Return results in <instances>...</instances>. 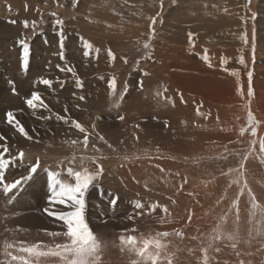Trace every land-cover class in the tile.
I'll list each match as a JSON object with an SVG mask.
<instances>
[{
  "label": "rangeland",
  "instance_id": "obj_1",
  "mask_svg": "<svg viewBox=\"0 0 264 264\" xmlns=\"http://www.w3.org/2000/svg\"><path fill=\"white\" fill-rule=\"evenodd\" d=\"M182 1L0 0V156L16 157L15 163L5 171L4 182L21 180L17 189L7 194L0 185V264H14L5 255V243L14 244L8 251L19 255L16 251L19 242L53 247L66 242L64 236L50 235L66 229L45 209L55 212L72 209L50 203L49 173L60 172L62 178L69 180L67 168L82 170V156L89 158L83 161V167L91 172L97 171L98 164L103 166L102 174L84 195V216L96 237L103 231H122L123 224L135 217L140 202L146 205L140 209L149 213L155 211L150 206L158 204L156 212L160 217L179 213V217H173V224L180 218L183 221V225H172L170 232L167 231L169 236L160 238L172 256V264H264V153L259 147V140L264 138V0ZM188 17L189 21L183 24ZM206 23L212 28L195 31ZM181 24L185 30L193 27L183 33ZM228 30L233 37L231 34L228 38ZM245 34L247 43L242 39ZM160 39L162 60L176 68H186L189 59L201 62L196 58L201 53L191 49L193 42H208L214 48L210 58L219 61L209 62L213 69L204 71L210 74L208 77L176 78L174 85L162 92L167 106L157 110L133 106L132 96L125 98L142 91L139 90L140 79L144 77L141 71L159 61L155 43ZM183 39L185 42L180 45ZM22 42L30 49L26 68ZM86 43L93 47L86 48ZM145 44L149 47L145 48ZM227 52L232 56L228 53L227 57ZM58 65L73 67L77 75L60 71ZM100 65L106 66L103 78L93 69ZM226 67L229 69L223 72ZM113 78L117 88H122L123 96L108 94L106 106L100 103L104 111L96 114L99 99L93 95L102 91L111 93L108 89ZM42 79L51 80V87L42 84ZM33 92L40 93L47 109L32 110L27 106L26 99ZM80 96L85 99L80 100ZM111 97L126 101L118 108L120 111H112L116 100ZM182 99L185 106L191 105L193 123L205 135L187 152L179 150L180 129L174 128L170 117L162 111L174 109ZM125 108L131 109L128 110L131 113L126 115ZM201 110L205 114L200 118ZM249 111L259 121L255 137L248 126ZM8 112L20 121L31 140L7 122ZM136 115L138 120L133 119ZM61 116L68 122L58 118ZM121 116L127 119L121 120ZM75 122L91 133L87 149L81 143L84 134L74 127ZM242 127L248 129L243 135ZM118 132L121 141L115 140ZM166 132L171 146L160 140L159 135L165 136ZM136 133L146 138L142 134L137 138ZM93 134L99 135V140ZM190 139L195 140L196 135L191 134ZM73 140L77 141L75 145L71 143ZM253 140L257 141L254 151ZM20 152L25 154L22 160ZM74 154L76 160L72 162ZM37 159L40 167L29 179L30 166ZM170 175L182 180L184 188L183 191L172 185V192L178 196L184 192L192 198L189 204L183 198L181 204H187L183 208L176 205L174 197H160L158 187L152 186L165 184L166 176ZM205 181H212L209 188ZM245 182L247 188L240 195ZM248 189L259 205L256 209L252 208ZM100 194L105 198L102 204ZM237 198L238 218L233 207ZM165 206L167 212L163 214ZM35 218L41 224L30 222ZM117 222L120 226L114 228ZM191 229L196 231L188 234ZM163 232L147 234L146 239ZM229 234L236 239L229 240ZM40 264H60V260L46 257L41 258Z\"/></svg>",
  "mask_w": 264,
  "mask_h": 264
},
{
  "label": "snow or ice",
  "instance_id": "obj_2",
  "mask_svg": "<svg viewBox=\"0 0 264 264\" xmlns=\"http://www.w3.org/2000/svg\"><path fill=\"white\" fill-rule=\"evenodd\" d=\"M11 23H15V21H9ZM58 24H62V21H57ZM156 23V18H152V24ZM25 27H28V22H25ZM154 32V29H153ZM192 35L191 33L189 34ZM245 43H247V35L245 34L243 37ZM23 43V63L24 67H27L30 49L29 46ZM86 48L91 49L93 45L91 43H86ZM145 48L149 47L148 44L144 45ZM115 59L114 55L112 56ZM241 64L244 63L243 58H241ZM60 71L69 72L74 77L77 75L74 68L70 66H66L64 68H60L57 66ZM236 74V73H233ZM249 77H251V73H248ZM41 83L51 87L52 81L49 79H42ZM82 86V82H81ZM109 88L112 89L113 94H115L116 89V80L113 78L111 83L109 84ZM15 91V89H13ZM80 100L85 99L84 96L79 97ZM27 106L32 110L37 109H47L48 105L44 102L41 98L39 92H33L31 97L26 99ZM116 107L119 106V103L116 102ZM67 111V108H65ZM199 112V109L197 110ZM62 120H65L67 123L68 120L65 117H58ZM121 120L124 119L123 116L119 117ZM7 122L9 124H14L15 127L18 129L20 133H22L26 138L29 140L32 137L28 134L25 128L21 125L20 121L15 119L14 114L12 112L7 113ZM259 125V121H256L254 115L249 111L248 113V126L251 128V134L253 137L257 134V127ZM74 127L79 130V132L83 133V140L82 144L85 149L89 144V136L91 133L79 122L74 123ZM94 127V126H93ZM247 128H241L240 134L243 135ZM2 139V137H0ZM103 139V137H100ZM73 145L77 143V141L73 140L71 142ZM253 148L252 151L255 150V144L257 143L256 140L252 142ZM259 147L260 152L264 153V138L259 140ZM248 154H251L250 152ZM244 155L243 159H247V155ZM24 152L19 153V159L24 158ZM82 162V170H75L72 167L67 168V176L70 178L66 180L62 178V174L56 171H50L49 178L51 181V190L52 196L50 203L52 204H60L64 205L65 207L71 208V211H61L55 212L50 211L49 209H45V212L50 215L54 216L56 219L63 223L64 228L66 231L60 233H50L52 236H64L66 238V242L56 244L54 247L50 245H44L42 243L27 245L25 242H19V246L16 247V251L21 253L19 255L13 254L9 252L8 249L15 247L14 244L5 243L4 251L5 255L10 257L11 261L14 264H40L41 258L46 257H58L60 260V264H99L100 262V251H101V243L97 239L96 235L93 233L91 228L89 227L88 223L86 222L84 216L85 210V200L84 194L89 189L90 186L93 185V182L100 176L103 172V166L97 165V171L91 172L87 167H83V161L85 159H89L88 157H80ZM93 162H96L95 157L90 158ZM16 157H12L9 159L0 156V185H2L3 191L5 194L12 192L14 189L21 184V180H16L13 183H6L4 182V174L7 170V167L10 164L15 163ZM76 160L75 154L72 157V162ZM264 162V160H262ZM39 159H37L36 163L30 166V176L31 174H35L39 169ZM244 165L241 162L240 168L243 169ZM231 171V169L229 170ZM234 183L238 181H233ZM247 188V183L245 182L243 187L240 190V195L244 194V189ZM248 194L251 196L252 208L256 209L259 207L255 200V196L252 195L251 189H248ZM238 198L233 202V207L237 209V218H238ZM158 204H154L150 206V210H155L158 207ZM138 207L143 208L144 205L138 204ZM162 211L165 213L167 212L166 206L163 207ZM191 216H189V220ZM222 219H226L222 218ZM177 235H183L182 233L177 232ZM170 233L163 232L158 233L155 238L151 239H142L140 241L137 240L136 236H121V244L127 245V250L137 256L139 259H135L131 261V264H164L166 261L167 264H172V256L167 252V247L165 244L161 242V237H167ZM217 237H214V239ZM229 240H235L236 237L229 234L227 237ZM232 247L235 248L236 244L233 243ZM219 251V249H217ZM163 257V259H162ZM205 258H207V249H205ZM243 264V262H241Z\"/></svg>",
  "mask_w": 264,
  "mask_h": 264
},
{
  "label": "bare ground",
  "instance_id": "obj_3",
  "mask_svg": "<svg viewBox=\"0 0 264 264\" xmlns=\"http://www.w3.org/2000/svg\"><path fill=\"white\" fill-rule=\"evenodd\" d=\"M178 16H180V15H178ZM188 21H189V17L187 19L183 20L182 23L185 24ZM190 21H191V23L193 22V20L191 18H190ZM183 24H181L182 27L180 28V31L183 32V33L184 32H188L193 27V25H191V26H189L188 29L185 30V27L183 26ZM166 25H167V23L165 24V26ZM165 26L163 28H161V33L160 34H161L162 38L165 37V33H164ZM171 26L172 25H170V27ZM211 28H212V26H210L209 23H206L204 25L197 26L195 28V31L196 32H200V31L205 32V29H211ZM227 32H228L227 33L228 38H229V35L231 37V34H232L231 31L228 30ZM232 37H233V34H232ZM171 40H170V43H171ZM174 40L177 41L178 38L176 37V38H174ZM184 42L185 41L183 39L181 41L180 45L182 43H184ZM190 43H192V42H190ZM155 48H156L155 53L157 52L156 60H159V61L156 62L157 64L147 65L141 71V76L143 74L144 77H142L140 79L141 87H140L139 90H142V91H139V94L137 93L135 95H128L125 98V99H127V98H129V97L132 96L131 103L133 104V106H136V107H139V108H143V109H147V110L148 109L157 110L160 107H163V106H167L168 105V102L164 101V98L162 96V92L164 90H167L168 86L174 85V83H175L174 80L176 78L182 77V78H187V79H193L195 76L208 77L210 74L207 73V72L209 70H212L213 69L209 65V62H211V61H213V62L219 61V59L217 60L216 58H213V57L210 58V56L214 53V50H213L214 48H211V46H210V44L208 42H204V43H200V42L196 43V42H193V45L191 46V49L194 50L197 54L198 53H201L200 56H196V58L200 59L201 62H196L193 59H189L188 61L191 64L189 66V62H188L186 68H176L175 66H173L171 64V62H169L167 60H162V54H161V51L163 50V41H162V39L158 40L155 43ZM219 49H221V48H219ZM228 53L229 52L226 53V56L227 57H228ZM229 55L232 56L231 52L229 53ZM214 57H216V56H214ZM105 68H106V66L105 67L104 66L101 67V65H100L98 69H96V68H93V69H95L98 77L103 78L102 75L105 72ZM227 69H229V68H227V67L226 68H223L222 71L223 72H227ZM204 71H207V72H204ZM99 72H102V73L100 74ZM230 72H231V70H229V73ZM229 73H228V75H229ZM109 74H112V73H109ZM231 76H232V74H231ZM125 85H129V84H125ZM120 89H122V88H120L119 86L117 88V86H116V89H115L116 97H117V94H118V97H119V94H121V96H123L122 95L123 92ZM108 90H110V92L112 93V89H108ZM111 93L102 91V93L101 92L100 93L98 92L95 95H93L97 100L99 99V101H98L99 103L97 104V107H96L98 109L97 112H96V114H99L101 111H104V109L102 110L101 108H102V104L104 103V105H105L106 102L108 101V99H109V98H107L108 97V94H109V96L115 95V94H113V93L111 94ZM170 93H171V90L169 89L168 90V94H170ZM99 95H101V97H98ZM111 98H114V97H111ZM114 100H116V102L119 103V106L116 107V106H114L115 104L113 103V105H112L113 107L112 108L114 110H112V111H117L118 112V111H120L118 108L123 103H125L126 101L125 102L124 101L122 102V100H118V98L117 99L114 98ZM80 102L82 103V105H85V102H82V101H80ZM100 103H102V104H100ZM107 106H108V104H107ZM128 107L130 108V106H128ZM92 108H93V106H92ZM190 109H191V105L185 106V100L184 99L180 100L176 104V107L174 109H172V110H168L166 108H163L162 109V111L167 116L170 117V124H172V126L174 128L180 129V131H181V139H180L179 150L180 151H185V152H187L190 149L191 145L199 144L202 141V139L205 137V135H203L202 131L197 126H195V124L193 123L194 117H193V115H191ZM125 110H127V112L125 113L126 115L131 113V111H128V110H131V109H126L125 108ZM200 114L201 115L199 117L201 118V117H204V114L205 113H204V111L201 110ZM126 119H127V117L124 116V120H126ZM133 119L134 120H138L137 115L136 116H133ZM191 124H194V126L193 127L190 126ZM94 131H95V129H94ZM98 133L99 132L96 131V134H98ZM96 134H93V136L97 138L96 140H99V135H96ZM141 134L138 135V133H136L134 136L137 137V138H139V137L141 138ZM191 134H195L196 135V139L195 140L190 139V135ZM142 135H143V138H146V135H144V134H142ZM159 136H160V140L161 141H163V142H165V143H167L168 145L171 146V139H170L169 135L167 134V132H166V135L165 136H162V135H159ZM121 139H122L121 133L118 132V134L115 136V140L116 141H121ZM180 151H177V152H180ZM181 153H184V152H181ZM91 165H90L89 168L92 167ZM150 170H153V168L150 169ZM143 172H144V169H143ZM168 180H171V181L170 182H167ZM164 181H166L165 184H159V185H154L153 184L152 185V186L158 187V190H159L158 195L159 194L162 195L160 197H163V196H171V197H174L175 198V201H176V205L178 207L181 206L182 208L185 207V206H187V204H189L191 202V199L192 198H189L184 192H183L182 196H178V195H175L172 192V190H171V186L173 185L174 188H176V189L182 188V190L184 191V188L182 186L183 185V181L182 180H178L176 178H173L170 175V176H166V178H165ZM211 182L205 181V184L204 185L207 188H209ZM207 183H209V184H207ZM85 194H86V192H85ZM155 194H157V193H155ZM99 196L101 198V199H99L100 200L99 203L100 204L104 203L105 198H102V197H104V194H100ZM156 197H158V196H156ZM184 197L187 200V204H185V205L181 204ZM19 202H17L16 204H18ZM139 202L140 201H138L137 203H139ZM133 203L134 202H131V204H133ZM141 203L142 202H140L139 204H141ZM138 208H137L138 210H137V213H136L135 217L132 218V219H129V221L127 223H124L123 224V226H122V229L123 230L122 231L117 232V231H113V230L112 231L111 230L110 231L107 230L108 232H106V233H103L104 232L103 231V232H100L98 234L97 239L101 243V251H100V257H101L100 263L101 264H131V261L132 260L139 259L137 256H135L134 254L130 253L127 250V247H128L127 245H122L121 244V239H120L121 236H124V237H127V236H136L137 237V240L140 241L142 239H146L147 238V236H146L147 234L149 235L151 233H156L158 231H165V232L169 231L170 232L172 225H177V224L183 225V221L181 220L182 218H180V221L179 222L173 224V217H176V216L179 217V213L172 214V215H167L166 214L167 216H169V218H166V216H165V218H163V217H160L158 215V213L156 212V210L158 208H155V211L153 213L146 212V209L145 208H144L145 211L142 210V209H140V207H138ZM209 212H211V211H209ZM162 213L165 214L164 211H162ZM32 218L33 217H30L29 219H32ZM30 222H34V223L41 224V221L38 218H35L33 220H30ZM114 222H116V221H114ZM114 222H112V224ZM119 226L120 225L117 222V224L115 223L114 228H118ZM107 228H110V227H107ZM195 231H196L195 229H191L187 233L188 234H191V233H194ZM169 232H167V233H169ZM26 240H27V238H26ZM33 241L36 242V240H34V239H33ZM107 252H109L111 254L113 253V255H109L108 256Z\"/></svg>",
  "mask_w": 264,
  "mask_h": 264
}]
</instances>
